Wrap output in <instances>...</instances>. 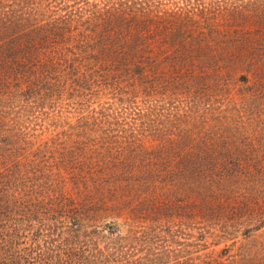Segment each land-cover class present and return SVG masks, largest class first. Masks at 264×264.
Segmentation results:
<instances>
[{
    "label": "trees",
    "instance_id": "trees-1",
    "mask_svg": "<svg viewBox=\"0 0 264 264\" xmlns=\"http://www.w3.org/2000/svg\"><path fill=\"white\" fill-rule=\"evenodd\" d=\"M249 8L264 9V0H0V264H151L150 232L140 236L137 206L126 201L138 174L126 168L120 177L110 156L93 155L86 144L75 147L86 150L78 155L65 144L50 146L55 137L66 143L76 135L55 130L63 119L58 100L70 104L74 89L91 92L95 85L120 90V80L125 94L149 96L159 70L155 57L166 58L168 45L186 60L195 57L180 38L182 28L172 30L170 44L171 31L153 26H233ZM43 148L62 155L49 160ZM200 160L221 174L207 171L200 187L206 203L247 211L254 171L256 196L264 198V159ZM180 161L193 170L197 159ZM145 165L150 172L155 163ZM118 186H126L120 200L130 211L123 224L87 225L96 207L107 211L116 203L109 201ZM263 227L260 221L251 230ZM104 236L109 243L102 245ZM207 264H251V258Z\"/></svg>",
    "mask_w": 264,
    "mask_h": 264
},
{
    "label": "rangeland",
    "instance_id": "rangeland-1",
    "mask_svg": "<svg viewBox=\"0 0 264 264\" xmlns=\"http://www.w3.org/2000/svg\"><path fill=\"white\" fill-rule=\"evenodd\" d=\"M249 9L233 26H153L171 31L166 40L170 44L173 31L182 28L180 38L195 57L186 60L168 45L166 58L155 57L159 70L152 76L149 96L125 94L120 80V90L95 85L91 92L74 89L70 104L58 100L63 119H57L55 130L76 135L66 143L55 137L50 146L65 144L78 155L86 150L75 147L86 144L95 150L93 155L110 156L120 167V177L126 168L138 174L126 201L137 206L140 236L150 232L151 264H207L240 254L249 255L251 264H264V227L251 230L264 221V198L256 196L255 171L248 182L247 211L236 214L230 206L206 203L200 190L207 171L221 175L201 158L264 159V9ZM42 155L51 160L62 154L43 148ZM186 156L197 159L193 170L180 161ZM150 160L155 165L149 172L144 168ZM126 186H118L117 197L109 201L116 203L107 211L96 207L87 225H122L130 215L120 200ZM105 236L102 245L109 243ZM136 246L142 248L139 235Z\"/></svg>",
    "mask_w": 264,
    "mask_h": 264
}]
</instances>
